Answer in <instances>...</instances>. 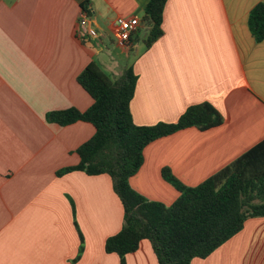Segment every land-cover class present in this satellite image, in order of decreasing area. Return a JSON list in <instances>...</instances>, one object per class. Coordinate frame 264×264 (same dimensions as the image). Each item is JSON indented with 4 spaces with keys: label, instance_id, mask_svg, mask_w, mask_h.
I'll use <instances>...</instances> for the list:
<instances>
[{
    "label": "crops",
    "instance_id": "0c3cea01",
    "mask_svg": "<svg viewBox=\"0 0 264 264\" xmlns=\"http://www.w3.org/2000/svg\"><path fill=\"white\" fill-rule=\"evenodd\" d=\"M264 0H168L163 35L150 47L143 20L149 0H0V264H120L106 239L123 224L124 208L107 174L59 171L80 162L91 122L61 125L51 111L88 109L78 82L91 62L117 80L137 75L130 103L137 125L173 123L192 105L209 103L222 123L189 126L144 149L131 186L173 203L179 191L163 169L195 186L264 140V39L249 13ZM85 10L99 37L79 25ZM138 17L131 48L116 41L119 19ZM131 264H159L150 241L128 254ZM98 261V262H96ZM191 264H264V216L206 258Z\"/></svg>",
    "mask_w": 264,
    "mask_h": 264
},
{
    "label": "trees",
    "instance_id": "16d2710c",
    "mask_svg": "<svg viewBox=\"0 0 264 264\" xmlns=\"http://www.w3.org/2000/svg\"><path fill=\"white\" fill-rule=\"evenodd\" d=\"M167 1L149 0L145 7L147 47L164 33ZM249 27L257 41L264 39V1L251 9ZM78 82L93 98L92 105L85 111L74 107L51 111L47 119L61 125L84 120L91 122L96 131L77 150L80 162L58 173L82 170L112 177L124 208V220L121 229L106 239L105 250L116 253L120 264H126V256L137 251L143 240L150 241L159 264H191L237 234L247 219L264 216V140L195 186L185 185L164 168L163 177L180 193L167 205L145 197L130 184V178L143 165L145 147L189 126L208 129L218 125L223 121L220 112L202 103L190 106L176 122L137 125L130 109L137 82L131 66L113 80L91 62L78 76Z\"/></svg>",
    "mask_w": 264,
    "mask_h": 264
},
{
    "label": "built area",
    "instance_id": "2783aa9c",
    "mask_svg": "<svg viewBox=\"0 0 264 264\" xmlns=\"http://www.w3.org/2000/svg\"><path fill=\"white\" fill-rule=\"evenodd\" d=\"M140 24L141 21L136 16L131 18H122L117 21L115 25V35L117 44L121 48H131V35L139 28ZM79 25L86 30L89 36L93 38L99 37L100 32L96 23L85 10H82L80 13Z\"/></svg>",
    "mask_w": 264,
    "mask_h": 264
},
{
    "label": "rangeland",
    "instance_id": "374dc122",
    "mask_svg": "<svg viewBox=\"0 0 264 264\" xmlns=\"http://www.w3.org/2000/svg\"><path fill=\"white\" fill-rule=\"evenodd\" d=\"M117 47V49H118V51H120L121 50V47L120 46H116ZM228 241V240H227ZM226 241V242H227ZM223 245V244H222ZM209 256V255H208ZM207 256V257H208ZM206 258V257H205ZM96 262H98V261H96ZM106 263V260H105V258L101 261V264H105ZM126 264H131L130 263V261H129V259H128V255L126 256Z\"/></svg>",
    "mask_w": 264,
    "mask_h": 264
}]
</instances>
